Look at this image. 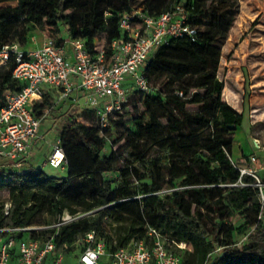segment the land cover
Instances as JSON below:
<instances>
[{"label": "trees", "instance_id": "1", "mask_svg": "<svg viewBox=\"0 0 264 264\" xmlns=\"http://www.w3.org/2000/svg\"><path fill=\"white\" fill-rule=\"evenodd\" d=\"M175 4L184 8L196 31L170 39L147 57L143 75L152 91L133 88L105 126L87 105L79 116L68 114L61 123L57 138L66 160L63 183L53 185V178L32 163L15 168L0 156V192L6 191L10 202L8 215L0 206V225H45L47 214L100 208L29 235L40 243L53 235L57 248L68 253L92 231L112 250L147 238L151 226L186 242V248H176L186 264H264V199L256 179L240 176L231 157V126L241 124L242 113L222 99L224 81L218 76L221 47L239 0H0V47L24 44L36 27L62 44L63 25L69 37L81 38L93 53L98 35H104L108 49L124 37L120 15L133 6L158 16ZM13 65L12 60L0 65V106L4 89L22 85L11 75ZM51 97L45 94L33 110L51 111ZM130 103L140 104L142 112L136 106L128 109ZM93 118L96 124L89 121ZM118 126L122 130L115 132ZM129 201L135 204L134 214H117L113 235L107 233L103 206ZM238 231L245 233L242 244Z\"/></svg>", "mask_w": 264, "mask_h": 264}, {"label": "built area", "instance_id": "2", "mask_svg": "<svg viewBox=\"0 0 264 264\" xmlns=\"http://www.w3.org/2000/svg\"><path fill=\"white\" fill-rule=\"evenodd\" d=\"M119 27L124 37L113 40L109 49L102 43L97 44L93 53L81 38L69 36L62 44L48 37L35 48H23L17 42L0 47V65L12 60L11 75L22 84L18 90L6 88L2 93L0 156L6 158L9 165L24 166L31 142L39 137V124L49 109L40 116L33 106L42 100L44 85L57 90L54 104L69 98L73 104H78L79 98L71 94L75 88L81 89L86 104L95 109L100 124L105 126L109 114L121 110L130 90L152 91L143 75L147 57L170 39L193 36L196 31L187 22V13L180 4L158 16L147 14L142 6H133L120 15ZM65 43L70 45V57L66 55ZM250 160L254 161L255 157L250 156ZM236 162L240 176L248 174L256 179L255 185L264 199L263 184L256 169ZM46 163L52 167H63L66 163L58 138ZM9 209L10 202L5 201L3 214L8 215ZM47 227L0 225V264H186L176 251V248H186V242H176L151 226L147 228V238L132 239L126 246L112 250L104 240L92 243L94 233L91 231L84 237L87 245L75 254H65L58 249L53 235L42 243L30 237V230ZM75 255V261H70Z\"/></svg>", "mask_w": 264, "mask_h": 264}, {"label": "rangeland", "instance_id": "3", "mask_svg": "<svg viewBox=\"0 0 264 264\" xmlns=\"http://www.w3.org/2000/svg\"><path fill=\"white\" fill-rule=\"evenodd\" d=\"M60 35L63 39H68V34L63 25ZM48 37L46 30L36 27L27 34V41L24 44L15 42L21 46L32 48L41 45ZM98 42L103 44L104 35H98ZM65 48H69L68 43H65ZM218 76L224 81L222 99L242 113L241 124L236 126L231 133L234 140L231 157L234 161H237L240 149H244L247 154L253 150L252 146L255 145L248 135L249 125H252V134L259 132L264 137V0H239V11L235 14L228 37L221 47ZM52 99H54L53 96L50 100L52 101ZM134 106H136L135 110L138 113L142 112L140 104L130 103L127 108L132 110ZM82 109L83 106L81 104L70 108H68L67 104L63 107L55 106L41 119L38 128L39 137L31 142L30 151L33 152V155L30 158V162L39 168L42 173L52 177L53 185H58L65 181L66 168L52 167L45 161L55 143L61 123L67 118L66 112L72 117L74 115L79 116ZM37 113L40 116L43 114L40 109H37ZM89 121L94 124L97 123L96 118H93V121ZM116 130L120 132L122 127L118 126L114 131L116 132ZM111 140L110 137L109 141L111 142ZM256 153L258 157L262 156V152ZM244 165L248 166L247 164ZM256 174L261 179L262 188H264V178L259 173ZM166 190L164 188L162 191ZM6 198V191H1L0 206H3ZM104 207L108 212V216L104 220V228L107 233L112 235L118 224L114 219L115 216L120 213L133 215L135 210V204L131 201ZM99 209L95 208L86 212L79 211L74 215L65 211L58 217H52L47 214L44 215V218L48 223L46 222L44 226L56 228L75 219L93 215ZM67 214L69 217L64 218L63 216ZM233 222L236 225L239 224L240 218L235 216ZM236 238L241 244L245 242L244 231H238ZM98 240L106 242L105 238L94 234L92 243ZM87 243L86 240L80 237L74 243L75 249L65 254H75L79 249L85 247ZM111 243L115 244V240L113 239ZM75 259L76 255L70 261H75Z\"/></svg>", "mask_w": 264, "mask_h": 264}, {"label": "crops", "instance_id": "4", "mask_svg": "<svg viewBox=\"0 0 264 264\" xmlns=\"http://www.w3.org/2000/svg\"><path fill=\"white\" fill-rule=\"evenodd\" d=\"M22 47L23 48H26V49L28 48V47H24V46H22ZM32 48H35V47H32ZM65 50H66V55L68 57H70V54H71L70 45H69V48H65ZM43 89L45 91V94H49V95H51V96L54 97V99H52V101L54 102L56 100L57 96H58L57 90L55 88H52V87H49V86H46V85L43 86ZM72 96L73 97L75 96V97H78L79 98V103L78 104H73V102L69 98V99H63V100H61L60 102H58V104H55L54 107L55 106H58V107L61 106V107H63L65 104L68 105V108L73 107V106L75 107V106H77L79 104H81L83 107L85 105H87L86 102H85V100H84V98H83V92H82L81 89L75 88L73 90L72 94H71V97ZM66 115H68L67 112H66ZM251 126L252 125H249L248 135L251 138V141L255 145L252 146L253 147V150L250 153H247V154H246V152H245L244 149H240V151L238 153V156H237V161H239L243 165L244 164H247L248 166H250L252 168H255L256 169V173H259L264 178V165H263L264 164V144H263L264 143V137L261 136L259 134V132H256V134H252L251 133ZM233 143H234V140H233ZM255 146H256V148H255ZM232 147H233V144H232ZM256 152H262V156L261 157H258ZM32 155H33V152L30 151L29 156H28V159H27V162L31 163L30 162V158H31ZM250 156H254L255 157V160L254 161H251L250 160Z\"/></svg>", "mask_w": 264, "mask_h": 264}, {"label": "water", "instance_id": "5", "mask_svg": "<svg viewBox=\"0 0 264 264\" xmlns=\"http://www.w3.org/2000/svg\"><path fill=\"white\" fill-rule=\"evenodd\" d=\"M231 128H235V125H232Z\"/></svg>", "mask_w": 264, "mask_h": 264}]
</instances>
